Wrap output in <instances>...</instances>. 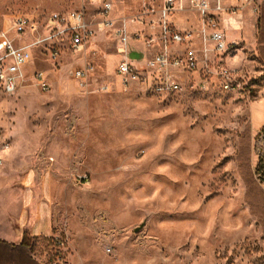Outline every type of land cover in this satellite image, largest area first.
Returning <instances> with one entry per match:
<instances>
[{
    "label": "rangeland",
    "instance_id": "1",
    "mask_svg": "<svg viewBox=\"0 0 264 264\" xmlns=\"http://www.w3.org/2000/svg\"><path fill=\"white\" fill-rule=\"evenodd\" d=\"M113 2L115 26L128 20L125 52L118 53L110 31L98 32L81 53L62 51L56 63L37 48L24 70L43 72L50 90L27 79L12 95L0 94V144H9L0 171V229L29 234L44 215L55 236L31 238L44 264H264V205L246 194L237 161L249 126L250 165L264 195L260 0L226 4L236 11L218 16L229 45L222 52L198 35L195 13L175 11L170 25L193 38L167 50L193 51L197 65L170 71L182 90L163 94L152 86L158 73L145 71L142 81L115 75L121 60L143 70L162 50L146 46L159 33L157 15L131 21L161 0ZM72 10L92 21L96 6L0 0V27L23 14L42 30L48 15ZM85 64L93 71L82 89L71 72ZM255 206L261 217L251 212Z\"/></svg>",
    "mask_w": 264,
    "mask_h": 264
},
{
    "label": "built area",
    "instance_id": "2",
    "mask_svg": "<svg viewBox=\"0 0 264 264\" xmlns=\"http://www.w3.org/2000/svg\"><path fill=\"white\" fill-rule=\"evenodd\" d=\"M114 0H89L96 6L92 21H87L84 10L66 12H53L45 18L42 30L37 23L23 14L10 16L0 27V94L12 95L27 79H32L44 91H49L51 85L44 73L33 70L27 73L24 66L35 57V49L42 48L49 61L54 63L60 58L62 51L70 55L81 53L86 45L95 38L100 31H110L117 39V51L126 50L132 37L128 30V20H124L120 27L115 26L113 19ZM226 0H161V5H145L142 14L131 21L143 24L149 15H157L159 33L156 37L146 39V46L152 48L154 44L162 45V50L146 60V68L137 69L126 59L121 60L115 75L125 79L142 81V73H158V81L154 83L153 90L157 94L173 93L182 90L176 72L191 71L197 65V57L193 51L175 53L168 52V44L189 43L193 38L191 31H178L170 25V16L175 11L189 9L195 13L200 22L201 29L198 35L204 40L207 38L214 44L218 52L226 51L228 44L226 37L217 28L219 14L230 15L235 13V7L225 4ZM242 5H250L257 0H239ZM264 0H260L262 3ZM185 4V5H184ZM187 5V6H186ZM185 6V7H184ZM139 33H133L138 39ZM93 71L92 66L85 64L71 72L72 78L80 88L86 87V78ZM107 87L101 86L100 91ZM9 149L8 142L0 144V171L3 166V156ZM58 244H62L58 241Z\"/></svg>",
    "mask_w": 264,
    "mask_h": 264
},
{
    "label": "trees",
    "instance_id": "3",
    "mask_svg": "<svg viewBox=\"0 0 264 264\" xmlns=\"http://www.w3.org/2000/svg\"><path fill=\"white\" fill-rule=\"evenodd\" d=\"M260 13H261V28L258 35V42H259V53L264 61V1L260 5ZM250 127L248 126L243 133V137L239 140V150L237 154V161H238V172L244 182L246 183L247 187V195L253 196L257 199V203L262 201V205H264V195L263 192L259 189L257 184L254 180V173L252 171L250 165ZM251 212L255 215H259L261 217L262 210L259 206L252 207ZM261 214V215H260ZM264 215V214H263ZM264 223V222H263ZM31 245V237L25 233L23 235V240L19 246L13 248V255H12V264H38L35 262L29 255H27L26 263L21 260L20 261V252L23 257V253L27 252L29 254ZM21 257V258H22Z\"/></svg>",
    "mask_w": 264,
    "mask_h": 264
},
{
    "label": "crops",
    "instance_id": "4",
    "mask_svg": "<svg viewBox=\"0 0 264 264\" xmlns=\"http://www.w3.org/2000/svg\"><path fill=\"white\" fill-rule=\"evenodd\" d=\"M232 0H226L225 4H228V2H230ZM179 28H181L179 26ZM25 215L22 214L17 222H22L25 221ZM28 232L25 231L23 229H19L17 228L14 234H8L5 231H2L0 229V264H12V255H13V248L16 246H19L23 240V235ZM28 234V233H27ZM51 236H55L52 233L51 230V223L49 221L46 220V217L44 215H41L38 217L37 219V224L35 223L34 226L32 227V229L29 231V236L31 238L36 237V236H40V235H50ZM27 255H29L35 262H37L38 264H44L42 263L36 256H34V254L32 253V247L30 245V250H29V254H27V252L23 253V257L21 255L20 252V263L21 260L26 263V259H27ZM22 257V258H21ZM60 264V263H59ZM63 264V263H61Z\"/></svg>",
    "mask_w": 264,
    "mask_h": 264
},
{
    "label": "bare ground",
    "instance_id": "5",
    "mask_svg": "<svg viewBox=\"0 0 264 264\" xmlns=\"http://www.w3.org/2000/svg\"><path fill=\"white\" fill-rule=\"evenodd\" d=\"M121 52V51H120ZM123 52V51H122Z\"/></svg>",
    "mask_w": 264,
    "mask_h": 264
}]
</instances>
